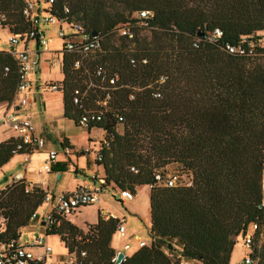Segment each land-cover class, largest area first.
Returning a JSON list of instances; mask_svg holds the SVG:
<instances>
[{
  "label": "trees",
  "instance_id": "obj_1",
  "mask_svg": "<svg viewBox=\"0 0 264 264\" xmlns=\"http://www.w3.org/2000/svg\"><path fill=\"white\" fill-rule=\"evenodd\" d=\"M23 6L22 0H0L3 29H29ZM38 6L102 36L77 69L78 53L58 51L63 80L57 85L66 119L79 126L85 112L100 114L86 130L103 133L100 161L95 157L104 170L102 187L133 194L150 189V242L120 264H229L235 239L251 224L257 230L250 256L264 264V0H39ZM121 28L133 38L121 36ZM251 46L252 55L227 48ZM17 70L0 51V103L13 99ZM75 90L83 95L80 105L72 103ZM18 145V138L0 143V167L24 153ZM173 166L191 177V186L162 184ZM44 196L23 180L0 190L5 240L21 236ZM118 223L99 216L83 231L65 218L47 236L57 235L68 254L84 252L79 264H113L110 242Z\"/></svg>",
  "mask_w": 264,
  "mask_h": 264
},
{
  "label": "built area",
  "instance_id": "obj_2",
  "mask_svg": "<svg viewBox=\"0 0 264 264\" xmlns=\"http://www.w3.org/2000/svg\"><path fill=\"white\" fill-rule=\"evenodd\" d=\"M22 1L24 2L22 15L30 24V27L25 32L18 33L7 30V42L11 46V49L8 53L14 59L18 67L13 97L16 98L20 107H25L27 104V98L25 97V94L28 92L29 86L31 84V76L34 74L38 66L37 60L31 58V52L27 48V44L31 41L37 44V49L35 50L36 54L44 51L48 45V39L46 38L45 32L40 29L41 23L52 26L56 25V36L61 40V49H64L67 52H76L80 55V58L75 60L73 63V67L76 69L80 67L82 58L87 57L89 54L99 49L102 36L100 33H95L93 36H89L85 34V29L80 23L68 22L65 24L47 13H41L40 7L38 6L39 0ZM48 1L49 3L53 2V0ZM65 12H68L66 8ZM139 17L145 18L146 14L141 12ZM6 19V14L0 11V30L5 28L4 24L6 23ZM64 27L68 30V33L65 32ZM119 34L121 36L127 37L129 40L133 38V34L127 28H121ZM217 35H219V31L216 29L214 31L213 38H215ZM227 48L231 52H238L239 54L247 53L252 55L255 52L254 46L248 48L247 51L241 47L236 49H231L229 47ZM53 63L60 64V55L59 57L54 58ZM143 63H145V60H143ZM8 71L9 69L5 67L4 74H7ZM96 74L97 76L101 77V70H98ZM102 80H104V77H102ZM116 80L117 77L110 78L108 79V84L113 85L115 84ZM164 81L165 77L161 76L158 78L156 83L161 85ZM47 88L51 92L60 91V88L57 84H49ZM82 96L83 95L78 90H75L72 96V103L74 105H80ZM153 97L159 98L160 93L158 91H154ZM132 98L133 95H130V99ZM109 99L110 95L106 94L105 102ZM105 102L103 104H105ZM99 115V112L87 111L80 117L78 125L83 129L90 128L89 124H95L98 122ZM8 123L16 135V138L19 139V145L16 147L17 151L21 150L24 151V154H29L33 150L43 149L44 141L39 136L34 134L32 123L28 119H22L18 116H14L8 120ZM63 152L64 154L68 155L70 150L68 147H64ZM56 157V151H48L46 158L41 165V171L45 173L50 172L51 165L56 161ZM96 160L99 162L100 157L96 156ZM131 171L135 170L131 168ZM156 180L159 181L160 178L156 177ZM103 183V179L100 178L98 179V186L93 189H87L79 186L70 192L61 193L55 196L45 195L43 203H47L49 208L43 214H39L37 211H35L29 217L30 222L39 218L42 220L43 232L27 234L24 240L21 239V236L16 239L5 240L3 236H1L4 231L5 221L2 217H0V264H42V261L51 252L50 246L46 243L47 233L51 232L52 230H56L59 227L62 219L74 215L80 208L98 203L104 190L102 187ZM162 184L167 187H189L192 184V180L189 175L172 173L171 175H168ZM117 198L123 203L132 202L135 198V194L126 189L118 190ZM256 230L257 226L255 224H251L247 229L245 236L242 239L245 252L239 264H256V261L251 258L249 251L251 248V240ZM116 233H118L121 237L125 235L123 221H119L117 224ZM147 244H149V242L147 243L145 241L138 240L139 248ZM34 248L42 249L43 255H34L32 252V249ZM84 256V252H80L79 255L73 252L68 254L67 260L69 264H79L78 259ZM179 264L195 263L192 261L181 260Z\"/></svg>",
  "mask_w": 264,
  "mask_h": 264
},
{
  "label": "crops",
  "instance_id": "obj_3",
  "mask_svg": "<svg viewBox=\"0 0 264 264\" xmlns=\"http://www.w3.org/2000/svg\"><path fill=\"white\" fill-rule=\"evenodd\" d=\"M40 29L46 32V30L41 27V25ZM27 48L31 52V58L36 59L38 63L37 69L32 75L33 79L31 76V81H34L35 79V89L33 90L30 84L28 92L25 94V97L27 98V104L25 107H20L16 98L14 97L10 102L0 103V143L5 142L10 138H16V135L9 126L8 120L11 117L18 116L22 119H28L32 123L34 134L43 139L44 147L40 150H33L29 154H15L5 165L0 167V169H4L5 171L3 174L4 184L0 190H3L16 180H23L29 187H39L45 193V195L51 196L70 192L79 186L87 189H93L98 186V179L103 178L104 175L102 166L98 165L95 161L96 152L94 153L92 151L95 150V147H89V145H87L85 148L79 149L75 147L71 137L64 133L66 130L64 120L74 125L75 123L66 119L63 115L62 92H51L47 88L49 84H59L62 82L63 74L61 72V68L60 76L47 77V75L45 78H43V80H40L38 77L36 81V76L41 73L40 61L44 58V53L47 52L57 54L59 57L58 50L45 49V51L36 54L35 50L37 49V44L33 41L27 44ZM77 127L81 128L80 126ZM92 130L94 129H91L89 133L87 132L88 136ZM89 141L90 138L88 139V143ZM55 145L58 149H60L59 151H56L54 148ZM64 147L69 148L70 153L68 155L64 154ZM51 150L57 152L56 161L51 165L50 172L45 173L41 171V165L46 158L47 152ZM72 155H74L76 159L73 160ZM79 156H85V161H79ZM9 163H12L13 166H8L11 165ZM83 167L87 170V172L83 170ZM142 187H139L138 189ZM138 189H136V191ZM149 194L150 189L147 196L148 207L147 211L145 212H143V202H141V205L139 204L140 207L138 206V201H140L141 198L145 196V193L142 191H139V195H137V192L135 193V198L131 202L132 206L129 208L127 207L126 211H123L122 208L118 206H115L113 211H111L107 200L108 196L112 197L113 200L124 207L129 204L126 202L123 203L117 198V191H113L111 187H106L104 188L98 203L80 208L74 215L68 217L67 221L83 231H86L88 225L96 224L99 216L104 220L112 217L117 218L119 221H123L125 235L121 237L115 232L111 238L110 246L115 251V254L122 252L124 257L130 256L139 249V245L137 244L138 240H142L147 243L150 242L149 239H143V235L140 233V230H145L147 234L150 232ZM48 208L49 205L47 203H42L37 212L39 214H43ZM134 221H138L137 226ZM36 228H39V231H36L37 233L43 232L42 220L40 218L33 220L27 227L21 230V239L22 235L25 237L27 234L35 233L34 230ZM24 230L25 232H23ZM50 236L57 237V235H49L46 237V243L49 246L51 243V252L42 261V264H47L49 258L53 259L54 256H56L54 251H57L58 255V252L60 254V252L62 253L64 250L68 256L64 244L61 242L63 249L56 246L53 240H49ZM127 236H132L133 238L134 242L131 246L125 242H122V239L126 238ZM125 248L128 251L130 250V253L125 251ZM32 252L36 256L43 255V250L40 248H34L32 249ZM52 254L53 258L51 256ZM56 257L62 258L61 255ZM239 263L240 261L237 264Z\"/></svg>",
  "mask_w": 264,
  "mask_h": 264
},
{
  "label": "rangeland",
  "instance_id": "obj_4",
  "mask_svg": "<svg viewBox=\"0 0 264 264\" xmlns=\"http://www.w3.org/2000/svg\"><path fill=\"white\" fill-rule=\"evenodd\" d=\"M46 6V5H45ZM41 27H43L46 32V38L48 39V45L46 47L47 50H60L61 49V40L60 38H58L56 36V31H57V26L56 25H48V24H40ZM65 29V32L68 33V30L64 27ZM262 36V39L264 41V33L261 34ZM7 37H8V32L6 29H1L0 30V51H3V52H9L10 49H11V46L8 44L7 42ZM45 51V49H44ZM57 54H53V53H44V58L40 61L41 62V65H40V68H41V73L38 74V76H36V81L38 79V77L40 78V80H43V78H45L47 75V77H50V76H60V67H59V64H56L54 65L52 62H53V59L54 58H57ZM50 69V70H48ZM32 79H33V76H32ZM33 82V83H32ZM35 79L34 81H31V88L34 90L35 89ZM64 123L66 125V130H65V134L70 136L72 141L74 142L75 144V147L77 149L79 148H85L87 145L90 146H94L95 147V150H92L94 153L98 150L99 148V143L101 141V138L103 137V133L100 131V130H97V129H94L91 131L90 135L88 136L87 134V130L86 129H83V128H79L77 126H75L74 124H71L67 121L64 120ZM117 130L119 132L122 131V128L121 126H117ZM90 138V141L88 143V139ZM54 148L56 149V151H59L60 149H58L56 147V145L54 146ZM72 158L73 160L76 159L74 155H72ZM85 156H79L78 157V160L83 162L85 161ZM11 162V161H10ZM11 165H8V166H13L12 163H9ZM83 170L85 172H87L86 169H84L83 167ZM179 169L175 166L171 167L168 171H167V176L168 175H171L172 173H178ZM4 169H0V188L3 186L4 184V178H3V174H4ZM263 175H264V172H263ZM263 175H262V185H263ZM166 176V177H167ZM139 191H142L145 193V196H143L141 198L140 201H138V206L140 207L141 205V202L144 203V206H143V209L145 211H147V207H148V192H149V188L148 186L147 187H142L140 189H138L136 192H137V195H139ZM137 197V196H136ZM107 200H108V203L110 205V208H111V211H113L114 207L115 206H118V207H121L122 210L126 211V208L132 206V203L131 202H127L129 205H126L125 207L119 203H117L115 200H113L112 197L108 196L107 197ZM140 204V205H139ZM132 220V219H130ZM136 223V226L138 225V221H134ZM39 228H36L34 231L35 233H37L39 230ZM37 231V232H36ZM25 232V230L23 231ZM140 233H142L143 235V239H149L150 240V236L149 234L146 233V231L144 230H140ZM24 235H22V239H24ZM49 240H53L54 243L56 244V246L60 247L63 249V245L61 244V241H60V238L57 236H50L49 237ZM236 243L233 247V250H232V253H231V257H230V264H237L239 261L242 260L243 258V255H244V252H245V249L243 247V240H242V237L241 236H238L236 239H235ZM122 242H125L127 243L129 246H131L133 244V238L132 236H127L126 238L122 239ZM138 244V242H137ZM50 247H51V243H50ZM125 251H128L126 248H125ZM130 251V250H129ZM128 251V252H129ZM130 253V252H129ZM54 254L56 256L58 255H61L62 258H58L56 256H54L53 258V254L51 255L53 259L49 258V260L47 261V264H69L68 263V260H67V255L65 253V251L63 250L62 253L58 252V255H57V251H54ZM61 259V260H60Z\"/></svg>",
  "mask_w": 264,
  "mask_h": 264
},
{
  "label": "water",
  "instance_id": "obj_5",
  "mask_svg": "<svg viewBox=\"0 0 264 264\" xmlns=\"http://www.w3.org/2000/svg\"><path fill=\"white\" fill-rule=\"evenodd\" d=\"M95 33L93 32L92 35H94ZM124 258V254L122 252H119L116 254L115 260H114V264H120L121 261Z\"/></svg>",
  "mask_w": 264,
  "mask_h": 264
}]
</instances>
